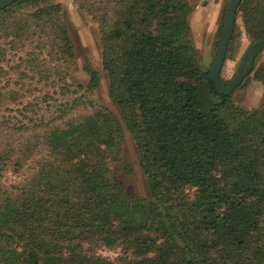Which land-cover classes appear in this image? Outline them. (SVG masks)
<instances>
[{"label":"trees","instance_id":"16d2710c","mask_svg":"<svg viewBox=\"0 0 264 264\" xmlns=\"http://www.w3.org/2000/svg\"><path fill=\"white\" fill-rule=\"evenodd\" d=\"M197 1L74 2L95 25L107 97L147 199L110 167L123 137L91 99L96 71L53 118L24 115L32 83L68 93L79 47L61 5L15 0L0 10V264H264V61L252 73L263 88L257 108L215 93L189 32ZM236 16L249 43L264 37V0H240ZM12 111L20 119L3 114ZM23 169L22 181L3 182Z\"/></svg>","mask_w":264,"mask_h":264},{"label":"rangeland","instance_id":"374dc122","mask_svg":"<svg viewBox=\"0 0 264 264\" xmlns=\"http://www.w3.org/2000/svg\"><path fill=\"white\" fill-rule=\"evenodd\" d=\"M76 0H53L54 3L61 5L65 11V19L68 27L76 38V44L79 47L76 59L70 67L66 80L68 93L61 95L57 85L56 87L44 86L43 84H31L28 86L29 93L22 92L21 103H34L32 112H25V117L42 118L49 120L57 115V111L66 102L71 101L75 96L69 91H76L75 85L85 86L88 80L87 68L98 73L99 84L93 91L91 99L98 105L106 108L118 121L122 131V143L119 150L118 160L111 164L120 186L128 193L138 199H147L148 191L145 179L138 166V159L134 149L133 142L125 130L121 116L114 105L107 97L106 80L100 68L98 34L95 25L84 13L78 11L75 7ZM229 0H199L195 3L192 13L188 18V26L192 44L197 52L200 66L208 69L217 51V42H219V29L222 26L223 14ZM235 26L233 28V41L225 53L223 63L219 70V80L226 85L235 75L239 66L242 54L246 47L251 44L246 39L239 17L234 18ZM221 33V30H220ZM232 33V31H231ZM219 44V43H218ZM22 57V53L17 54ZM264 61V49L260 51L254 60L250 73L240 82L243 85L236 87L230 93L232 100L240 107L246 110H253L258 107L263 95V88L259 83L252 79V73L255 67ZM11 63L16 59L10 60ZM14 80L15 76L12 75ZM245 81V82H244ZM24 86L29 85L30 80L23 81ZM10 89H17L18 86L10 84ZM11 110L20 109V105H10ZM3 114L20 119L16 112H3ZM30 171L22 170L13 174L7 172L4 175V183H17L29 175ZM99 256L112 260L116 257V251H109L100 248L96 252Z\"/></svg>","mask_w":264,"mask_h":264},{"label":"water","instance_id":"95a60500","mask_svg":"<svg viewBox=\"0 0 264 264\" xmlns=\"http://www.w3.org/2000/svg\"><path fill=\"white\" fill-rule=\"evenodd\" d=\"M13 1L15 0H0V10L10 5ZM239 1L240 0H229L226 6L222 19L218 48L207 71L208 78L213 84L215 93L225 96L229 95L233 89H235L250 73L255 58L260 53V51L264 49V37L249 44L244 50L237 71L229 83L222 85L219 82V70L225 57L227 44L231 35L235 12Z\"/></svg>","mask_w":264,"mask_h":264}]
</instances>
